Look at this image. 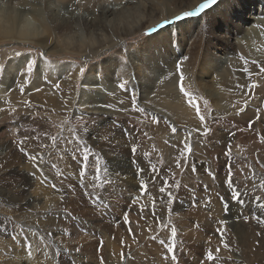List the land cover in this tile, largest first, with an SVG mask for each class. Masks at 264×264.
Masks as SVG:
<instances>
[{
    "label": "rangeland",
    "instance_id": "374dc122",
    "mask_svg": "<svg viewBox=\"0 0 264 264\" xmlns=\"http://www.w3.org/2000/svg\"><path fill=\"white\" fill-rule=\"evenodd\" d=\"M11 1L0 0L2 11L15 15L23 7L21 21L31 30L52 24L46 0ZM106 1L51 0L56 19H71L67 31L53 38L44 32L43 38L26 43L0 37V83L13 81L11 88L0 84V208L12 217L23 215V198L37 183L60 193L56 207L70 217L58 224L63 238L72 239V232L88 236L99 264H107L104 240L97 228L83 230L79 218L99 224L130 264H197L193 257L204 260L199 264H264V190L256 187L264 177V152L259 151L264 145V22H242L257 14L264 21V0H216L189 16L183 14L204 0ZM190 5L179 19L160 20ZM101 10L102 27L93 30L89 21ZM172 25L178 33L164 47ZM252 26L257 36L245 31ZM125 29L130 36L121 38ZM174 47L182 52L172 55ZM41 60L44 72H38ZM9 64L14 67L3 80ZM78 69L76 86L65 87ZM87 79L94 82L86 85ZM33 83L52 90L61 107L41 96ZM164 83L168 86L162 90ZM140 86L147 95L139 93ZM217 87L224 94L214 95ZM10 89L18 90L15 96ZM158 93L168 94L172 109L155 103ZM96 99L109 117L90 109ZM179 107L190 117H180ZM115 182L139 191L136 199ZM198 203L206 209L200 211ZM233 203L235 214L229 209ZM256 205L261 220L252 215ZM53 208L52 203L48 210ZM205 241L210 247H203ZM75 242L73 248L82 250L83 243Z\"/></svg>",
    "mask_w": 264,
    "mask_h": 264
},
{
    "label": "bare ground",
    "instance_id": "6f19581e",
    "mask_svg": "<svg viewBox=\"0 0 264 264\" xmlns=\"http://www.w3.org/2000/svg\"><path fill=\"white\" fill-rule=\"evenodd\" d=\"M21 2V4L23 5H26L27 4V1L26 0H18ZM46 8L49 10V14L47 17L50 18L51 22H52V26L50 25L49 27H47L46 30H44L43 28L42 29H30L28 28V24L25 25L24 23H22L21 20H23L24 18V11L22 10V8L18 9L16 12H15V15H11L10 13H5L4 11H2V7L0 8V37L1 38H6V39H11L14 43H26V41H30L32 40L33 42V39L34 38H43L44 37V32H46V34L48 35V37H52L55 35V32H64L66 29H68L70 27L69 25V21L71 20L70 18L69 19H63V17L59 18V19H56L55 16L52 15V13L55 11V7H53V3L50 1L51 0H46ZM120 2H124V0H119ZM195 1V0H194ZM13 2V0L11 1ZM31 2V1H30ZM108 2V0L106 1ZM99 3V1H98ZM102 3V2H101ZM126 4V1L124 2ZM197 4V3H196ZM20 5V4H19ZM100 5V4H99ZM194 5V4H192ZM192 5L190 6H185L186 8H184L181 12H177V14H171L172 16L169 15H165V14H162L160 16V20L162 19H167L169 18V20L171 19V17L173 19H175L176 17L180 16L182 14L183 11L185 10H189L191 9ZM97 6V4H96ZM195 6V5H194ZM20 7V6H19ZM95 10V9H94ZM100 15L98 16V18H93L95 19L93 22L92 21H89L90 23H92V25L90 26V28H92L93 30H99L101 27H102V22H101V18H102V15H103V11L101 10L100 11ZM113 13H111L112 15ZM108 17L110 15H107ZM259 14H257L256 17H245L243 18L242 22L243 23H246L247 20L246 19H251L253 20L254 22L256 21L258 24H263L262 22H264L262 19H260L259 17ZM101 17V18H99ZM167 17V18H165ZM92 19V20H93ZM22 23V24H21ZM96 23V24H94ZM43 24V23H42ZM174 24H177L176 22ZM173 26V25H172ZM176 26V25H174ZM172 27V29H167L165 32H166V36H165V40H164V44L163 46L164 47H167L170 43H172V41L175 39V36L177 35L178 31L175 30L174 28L175 27ZM176 28H178V26H176ZM67 31V30H66ZM105 31L108 33V30L105 29ZM135 31H138L137 29ZM133 32L134 34L136 32ZM245 31H247V33H253L255 32V36H257V30L254 29V27H248V29H246ZM131 32V31H130ZM130 32L127 31L126 29L124 31H122L120 33V37L121 38H126L128 36H130ZM173 33V35H171ZM253 35V34H252ZM260 36V35H259ZM47 39V37H45ZM48 38V39H50ZM256 38V37H255ZM259 38V37H257ZM262 38V37H261ZM105 39V37L103 38ZM246 39V38H245ZM4 40V39H3ZM101 40H102V37H101ZM243 40V39H242ZM39 41V40H38ZM44 41V40H43ZM264 41V39H263ZM40 42V41H39ZM38 42V44H39ZM61 42V41H60ZM100 42H103V41H100ZM36 43V42H35ZM37 44V43H36ZM72 44V43H70ZM91 44V43H90ZM65 45V44H64ZM73 48V47H72ZM76 48V47H75ZM82 48L81 46H78V48L76 49H73L74 50H77ZM71 49V48H70ZM63 50V49H61ZM174 50H175V47H174ZM64 51V50H63ZM56 52V51H55ZM76 52V51H75ZM180 52L182 51H179V50H175L173 51V54L172 55H175V54H179ZM175 60L173 59V62ZM264 62V60H262ZM44 61L41 60V64H40V68L38 69V72L41 71V72H44V65H43ZM139 64V63H138ZM168 65H172V62ZM168 65L166 66H163V67H168ZM69 66V65H68ZM264 66V65H263ZM13 65L12 64H9L7 65L6 67V70H5V73H4V76H3V80L6 79L7 75L11 72V70L13 69ZM63 68H69L67 66L63 67ZM17 70H19V67L17 68ZM163 70V69H162ZM107 71V70H106ZM40 72V73H41ZM52 72V71H50ZM62 73V72H61ZM60 73V75H61ZM90 73V72H89ZM81 74V70H77L73 76L69 79H71V83L69 82L68 84L64 82V85L65 87L67 86H76V83H77V79L79 78ZM91 78L93 77L94 79V74H91L90 73ZM89 78V77H88ZM162 79V78H161ZM167 79V78H166ZM13 80V78H12ZM69 81V80H68ZM94 82L93 80L91 79H87L85 80V83L84 84H89L91 82ZM109 81V80H108ZM111 81V80H110ZM140 82V81H139ZM164 82V81H163ZM10 83H13V81H8V80H5V82L3 83L5 85V87L9 86L10 87ZM23 83V82H22ZM25 83V82H24ZM37 83V81H36ZM36 83L34 84L33 83V87L35 88L36 86L38 87L39 85H36ZM111 83V82H110ZM2 84V82L0 83ZM3 84L1 87H3ZM83 84V83H82ZM83 84V85H84ZM107 84V83H106ZM146 84V83H145ZM171 84V83H170ZM7 85V86H6ZM67 85V86H66ZM112 85H109L108 87H111ZM167 83H164L162 84V87L160 86V88L162 90H164L166 88ZM171 86V85H170ZM39 94L41 96H43L45 99H48V101L50 102H53L54 106L55 107H61V101L56 99V95L53 93L52 90H49L47 89V87H42V86H39ZM86 86H84L83 88H85ZM88 87V86H87ZM8 88V87H7ZM11 88V87H10ZM218 88V87H217ZM3 89V88H2ZM22 89V88H21ZM86 89V88H85ZM158 89V88H157ZM219 89V88H218ZM10 91H14L12 92V95L15 96L16 94V89H10ZM139 93H143L145 95H147V90H146V87L144 86H140V88L138 89ZM29 92V91H28ZM136 92V91H135ZM114 93V92H113ZM222 95L224 94V92L219 89V91L217 90V92L214 93V95ZM261 91H259V94L260 95ZM73 94V93H72ZM70 95V94H69ZM117 95V94H116ZM171 95V94H170ZM143 96V95H142ZM91 97V96H89ZM175 97V96H173ZM212 97V96H210ZM143 98V97H142ZM162 98V99H161ZM177 98V97H176ZM13 99V98H12ZM90 99V98H89ZM88 100V99H87ZM153 100H155V103L156 104H159L160 106L164 107V108H168V109H172V102L170 100V97L167 96L164 97L162 95V93H158L157 97ZM174 101V100H173ZM224 102V100H223ZM222 101L220 102V104L223 103ZM258 102V101H257ZM154 103V104H155ZM264 105V103L262 104ZM90 107V106H89ZM103 107V106H102ZM178 108V107H176ZM181 109H179V116L180 117H188L189 115V111L187 112L186 110H183L182 107H179ZM86 109V108H85ZM92 110H98L100 112H98L99 114L103 115V116H110V112L109 110H107L106 108L103 109L101 108V105L100 103L98 102V100H93V104L91 106ZM224 109V108H223ZM178 110V109H177ZM87 112V110H85ZM91 111V110H90ZM105 111V112H103ZM92 112V111H91ZM90 113V112H88ZM174 113V112H172ZM176 113V112H175ZM98 114V115H99ZM191 115V114H190ZM189 115V117H190ZM101 117V116H100ZM177 119V118H176ZM104 120V119H103ZM183 120V119H182ZM101 121V120H100ZM106 124V123H105ZM264 124V123H263ZM192 125V124H191ZM107 126V125H106ZM197 128V127H196ZM147 130V129H145ZM162 132V131H161ZM251 132V131H250ZM152 133V132H151ZM155 133V132H154ZM262 135H263V138H264V128L262 130ZM157 136H158V140L162 141L161 140V135L159 132L156 133ZM180 136V135H179ZM167 137V136H165ZM173 138V137H172ZM175 139V138H174ZM181 138H179V141H180ZM189 138L185 139L188 140ZM173 140V139H172ZM171 140V141H172ZM159 141V142H160ZM182 141L185 142L182 138ZM193 141V140H192ZM191 142V141H190ZM118 143V142H117ZM162 143V142H161ZM263 143V142H262ZM261 144L262 146V149L259 150L261 153L264 152V145ZM195 144L196 143H192L189 148L190 150L191 149H194L195 148ZM160 145V143H159ZM163 148H167L166 145L163 143ZM161 148V147H160ZM169 148V147H168ZM202 148V147H201ZM257 148V147H256ZM170 149V148H169ZM168 152V151H167ZM170 152V151H169ZM3 153V152H2ZM171 153V152H170ZM172 154V153H171ZM191 154V153H190ZM193 154V153H192ZM195 154V152H194ZM173 155V154H172ZM236 155V154H235ZM262 155V154H261ZM108 157V155H105ZM110 156V155H109ZM112 156V155H111ZM174 156V155H173ZM191 156V155H190ZM189 156V157H190ZM238 158H241V159H244L242 157L241 154L237 155ZM108 159V158H107ZM125 159V158H124ZM192 159V158H191ZM44 160V158H43ZM111 161V160H110ZM189 161V160H188ZM112 162V161H111ZM124 162V161H123ZM192 163V162H191ZM189 165V164H188ZM19 168V167H18ZM25 168V167H24ZM256 172V169L254 167H251V171ZM118 171V170H117ZM36 172V171H35ZM34 172V173H35ZM111 172V171H110ZM123 172V171H121ZM115 173V172H114ZM117 173L116 172L115 174H111L114 176V177H117ZM253 173V172H252ZM261 173V172H260ZM38 174V173H37ZM112 175H110V177H113ZM116 175V176H115ZM252 175V174H251ZM263 175V174H261ZM36 176V175H35ZM132 176V175H131ZM250 176V175H249ZM5 177V176H4ZM37 177V176H36ZM130 177V176H129ZM134 176H132L131 178H133ZM260 177V176H259ZM35 178V177H34ZM128 178V177H127ZM261 179L257 180V181H261V180H264V177H260ZM31 179V178H30ZM40 179V178H39ZM252 179V178H251ZM111 180V178H110ZM116 180H121V178H117L115 179ZM125 180V179H124ZM124 180L122 182H124ZM133 180V179H132ZM256 181V180H253V182ZM258 182V184L256 185V187H260V183ZM34 183V182H33ZM37 183V182H36ZM117 183V182H115ZM125 183V182H124ZM122 184L120 182L117 183V186L118 188H120L122 190V192L126 195H128L130 198H135L134 196H138L137 193L139 192H132L125 184ZM131 183V182H130ZM251 183V182H250ZM256 183V182H255ZM30 185V184H29ZM131 185V184H130ZM40 186V185H39ZM38 186V183L37 184H34L33 185V190L28 192L27 194H25V197L23 199H25L26 201V208L25 210L27 211H24L23 215H19L17 217H12L11 213H9L7 210H3L2 211V208H0V264H68V261H70L72 264H99L97 262V259L93 257L92 255V247H91V243H89L87 240H88V236L87 237H80L79 234H76L75 232H72L73 234V238L72 239H69L70 237L64 239L62 236V233H63V228L59 229L58 227V224H61V221H62V218L64 217L65 220H69L70 217H68L69 215L64 213L63 211L59 210V208L56 207L58 201H60V198L58 197H62V195L60 193H56L55 192H52L50 191L49 188H43V187H39ZM47 186V185H46ZM253 186V185H252ZM139 187V186H138ZM23 188V187H22ZM10 189V188H9ZM134 190V188H133ZM140 192H142L140 190ZM134 193V194H133ZM246 195V194H245ZM69 197V196H68ZM140 197V196H139ZM136 199V198H135ZM74 201V200H73ZM141 201V200H140ZM10 203V201H9ZM53 203V209L50 211L48 210L49 209V206ZM8 206V205H7ZM19 206V205H18ZM239 206V205H238ZM22 207V206H21ZM206 209V206H204L203 203H198V208L201 210H205ZM236 207L235 204L233 203V205L229 204V209H230V212L232 214H235L236 213V209L234 208ZM252 207V206H251ZM249 207V208H251ZM260 206L259 205H256V208L253 207L252 209V215L256 216L257 218H260L261 220V209H259ZM24 209V208H23ZM198 209V210H199ZM14 210V209H13ZM15 211V210H14ZM20 211V210H19ZM246 211V210H245ZM22 212V211H20ZM25 212H27V214H25ZM203 212V211H202ZM202 212L198 213V215L202 214ZM15 218L17 220H15ZM73 218V221H77L78 223V219L77 217H72ZM80 219V223H81V227L83 228V230H91L89 229V226H91L92 228H97V232L102 236L103 240H104V245H105V252L107 253V256H108V259L105 260L107 262V264H130L128 262V254L126 255H123L121 258V252H119V250L117 251L116 249V245L114 243H112V241H110V238L107 237V234L101 230L100 225L99 224H92L91 222H89L87 219H82V218H79ZM220 219V217H219ZM218 220V218H217ZM75 221V222H76ZM229 221H232L234 222L235 220L234 219H231ZM220 222H221V219H220ZM72 223V222H71ZM127 225L128 223H130V221L126 222ZM11 224V226H10ZM79 224V223H78ZM206 225L208 223H205ZM130 225V224H129ZM128 225V227H129ZM209 225V224H208ZM245 226V225H244ZM225 227L226 226V221H225ZM225 227L223 229H225ZM235 227V226H234ZM233 227V228H234ZM6 228V229H4ZM132 228V227H131ZM229 228V227H227ZM226 228V229H227ZM4 229V230H3ZM225 229V230H226ZM224 230V231H225ZM229 230V229H228ZM228 230L226 232H228ZM12 231V235H11V232ZM93 231V230H92ZM230 231V230H229ZM232 231V230H231ZM235 232V231H234ZM236 234V233H235ZM90 235V234H89ZM6 237L8 238H11V239H8V240H4L3 237ZM24 236V237H22ZM71 236V235H70ZM15 237V239H13ZM22 237V238H21ZM92 237V236H91ZM5 238V239H6ZM129 238V237H128ZM60 239H63V242L60 241ZM90 240V239H89ZM93 240V239H92ZM82 242L80 244L83 245V248L82 250H78L77 248H73L72 246V243L73 242ZM194 241V240H193ZM195 243L196 244H199L200 245V238H196L195 239ZM129 242V241H128ZM241 242V241H240ZM76 243V242H75ZM87 243V244H86ZM74 244V243H73ZM79 244V243H78ZM76 244V246L78 245ZM29 245H31V247H29ZM213 245V244H212ZM81 246V245H80ZM237 246V245H236ZM82 247V246H81ZM203 247L205 248H208L210 247V244L205 241L204 242V245ZM238 247V246H237ZM80 248V247H79ZM263 249V248H262ZM63 251H66V253H62ZM121 251V250H120ZM209 251V250H208ZM94 254V253H93ZM96 256V254H95ZM125 256V257H124ZM238 257V260H240V257L237 253L236 255ZM94 258V259H93ZM194 258V262H196L197 264L199 263H202L204 262L203 261H199L198 258L196 260V257H193ZM201 260V259H200ZM234 260V259H233ZM235 262V261H234ZM104 263V262H103ZM102 263V264H103ZM242 264H246L245 262H243Z\"/></svg>",
    "mask_w": 264,
    "mask_h": 264
},
{
    "label": "snow or ice",
    "instance_id": "6c2138e0",
    "mask_svg": "<svg viewBox=\"0 0 264 264\" xmlns=\"http://www.w3.org/2000/svg\"><path fill=\"white\" fill-rule=\"evenodd\" d=\"M215 2H216V0H204V2H203V3H200V4L195 8L194 11H192V12H185L183 15H185V16L196 15V14H198V13L204 11L205 9H207L210 5L214 4ZM177 19H179V17H177ZM261 71H264V69H261ZM120 87H121V88H124L125 85L121 84ZM201 119H203V117H201ZM52 141L54 142V143H53V146L55 147V146H56V145H55L56 137H52ZM72 142H73V141H69L68 143H72ZM21 151H25V150L22 148ZM136 151H137L136 147H133V148H132V152L135 153ZM25 154L28 155V157H29V159H30L31 161L35 162V161L37 160V156H35V155H31V154H28L27 152H25ZM141 171H143V169H141ZM42 183H43V181H42ZM260 187H261L262 190H264V180H261V181H260ZM141 188H144V189H145V192H147L146 185H145L143 182H141ZM159 191H160V193H164L166 190H165L164 187H161V188L159 189ZM236 195H238V193H234V197H235ZM259 199H260V197H257V200H259ZM168 203H169V204L172 203L171 195H170V194H169V200H168ZM124 220H125V222H127V220H128L127 215H125ZM260 222H261V223H264V220H262V221H260ZM172 235H173V236L175 235V229H172ZM13 239H15V237H14ZM29 247H31V245H29ZM169 251H171V249H169ZM208 259H209V260H212V259H213L211 253L208 254Z\"/></svg>",
    "mask_w": 264,
    "mask_h": 264
}]
</instances>
